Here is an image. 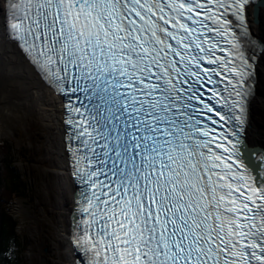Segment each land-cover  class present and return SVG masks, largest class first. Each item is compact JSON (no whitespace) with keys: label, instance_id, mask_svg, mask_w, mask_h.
<instances>
[{"label":"snow or ice","instance_id":"6c2138e0","mask_svg":"<svg viewBox=\"0 0 264 264\" xmlns=\"http://www.w3.org/2000/svg\"><path fill=\"white\" fill-rule=\"evenodd\" d=\"M262 14L0 0V48L58 115L65 264H264V136L246 129Z\"/></svg>","mask_w":264,"mask_h":264},{"label":"bare ground","instance_id":"6f19581e","mask_svg":"<svg viewBox=\"0 0 264 264\" xmlns=\"http://www.w3.org/2000/svg\"><path fill=\"white\" fill-rule=\"evenodd\" d=\"M260 24H264V14L257 26ZM252 87L253 96L250 97L247 116L251 127L246 124V129L250 133V141H259L264 136V67L258 70ZM52 104L51 97L41 85L24 77L22 71L14 66L11 51L0 48V136L15 135L22 130L29 134L34 126L44 133L48 163L43 166V172L49 177L45 183L46 194L50 202L54 200L57 245L60 254L66 256L67 205L61 194V171L57 167L58 115ZM18 209H21L20 204ZM61 260L59 264H65V259Z\"/></svg>","mask_w":264,"mask_h":264},{"label":"rangeland","instance_id":"374dc122","mask_svg":"<svg viewBox=\"0 0 264 264\" xmlns=\"http://www.w3.org/2000/svg\"><path fill=\"white\" fill-rule=\"evenodd\" d=\"M3 140L11 141L17 149L25 152L23 157L27 161L25 165L19 162L18 166L23 169L29 167L32 177V198L29 201L16 200L10 208L21 223V231L29 240L23 255L24 264H59L65 256L60 254L57 245L54 200L50 202L46 194L45 183L49 177L43 172V166L48 163L44 133L38 126H34L29 134L22 130L15 135L0 136V142Z\"/></svg>","mask_w":264,"mask_h":264},{"label":"trees","instance_id":"16d2710c","mask_svg":"<svg viewBox=\"0 0 264 264\" xmlns=\"http://www.w3.org/2000/svg\"><path fill=\"white\" fill-rule=\"evenodd\" d=\"M23 153L9 140L0 142V264H24L23 255L29 244L19 219L10 209L16 200L29 201L33 196L30 169L18 166L27 161Z\"/></svg>","mask_w":264,"mask_h":264}]
</instances>
